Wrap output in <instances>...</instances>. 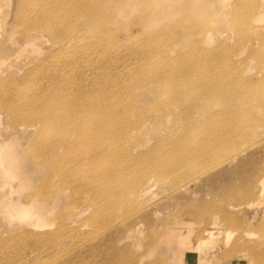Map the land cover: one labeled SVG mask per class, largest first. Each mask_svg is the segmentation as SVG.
<instances>
[{"label":"rangeland","instance_id":"374dc122","mask_svg":"<svg viewBox=\"0 0 264 264\" xmlns=\"http://www.w3.org/2000/svg\"><path fill=\"white\" fill-rule=\"evenodd\" d=\"M13 2L0 0V264H210L181 260L190 241L215 263L264 264V193H246L264 158V0H35L21 21ZM64 91L101 131L26 127ZM18 157L21 184L4 174Z\"/></svg>","mask_w":264,"mask_h":264},{"label":"bare ground","instance_id":"6f19581e","mask_svg":"<svg viewBox=\"0 0 264 264\" xmlns=\"http://www.w3.org/2000/svg\"><path fill=\"white\" fill-rule=\"evenodd\" d=\"M31 1L35 3V0H14L13 9H14V13L17 16V19L19 18L18 20L20 21L25 20V19L27 20L28 16H26L27 13L24 11V9L27 5L30 4ZM70 94L71 93H69L68 91H64L62 93L57 94V96H60L63 99V104L61 106H51V108L48 107L49 111H43L41 109H44V108L35 106L36 109L34 110L31 118L28 120H31L32 118H35V119H32L30 123H27L26 127L27 128H33V127L37 128L38 125L35 122L37 118V120L40 123H42L44 130H48L49 125L52 124L55 127L58 126L61 132L66 134L68 131L67 127L69 125L81 124V128H80L81 135H84L86 132H88L90 128H93L91 129L92 132L101 131V129H103V127L105 126L106 122H104L101 119L100 120L89 119V121H85L83 119L84 116H88V118H90V117H93L94 115L93 108L89 106L90 105L89 102L91 101L89 99L82 100L79 97L75 96L74 94L71 96ZM35 95H36L35 97L36 100H42L41 98L45 96L46 94L43 95L41 93H38ZM244 103H245V100H244ZM47 104H51V103H47ZM99 144L101 145L102 143H99ZM106 147H107V144L106 145L104 144L103 147H101L102 153L106 152L107 150ZM15 156L16 154L14 153L10 155L11 158L16 159ZM6 164H7V170L4 171L5 176L12 177V178L13 176L14 177L19 176L20 184L23 183L26 178H29V172H26V174L24 173L23 175H21V173H18V170L21 169L22 166L26 167L25 165H22V161L20 157H18L17 161L10 160ZM249 167H252L254 169L253 170L254 173H252L248 178V182L250 183L251 186L250 188H247L248 191L246 193L249 195L252 194V196L257 195L258 193H261V194L264 193V158H261L258 162H252V161L249 162ZM14 169L16 170V173L13 172ZM211 222L213 223V221L209 220L206 226H208ZM216 222L221 224V221L218 222L214 220V223ZM207 231H208V227H205L203 229V232H207ZM245 234L247 235L253 234V236H255V234L252 233V231H248V230L245 232ZM202 237H198V238H202ZM200 243L202 242L198 241L197 245H194L190 241L188 244L178 247L177 248L178 255L179 257L181 256V260L187 263L190 257H193L196 254H203V257L208 259L210 264H228L227 262H223L222 260H217L216 263L214 262L217 259L214 257L216 256L217 251L213 248H211L209 251H203V252L198 251ZM221 255H225V256L229 255L232 261L236 259L239 260V256H232L231 253H229L228 251L222 252ZM160 264H165V262L162 261Z\"/></svg>","mask_w":264,"mask_h":264}]
</instances>
